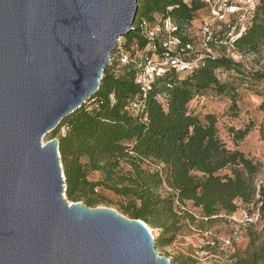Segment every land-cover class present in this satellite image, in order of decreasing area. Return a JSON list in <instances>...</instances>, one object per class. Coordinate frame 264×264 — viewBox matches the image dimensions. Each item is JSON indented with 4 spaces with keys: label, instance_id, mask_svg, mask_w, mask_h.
Here are the masks:
<instances>
[{
    "label": "trees",
    "instance_id": "1",
    "mask_svg": "<svg viewBox=\"0 0 264 264\" xmlns=\"http://www.w3.org/2000/svg\"><path fill=\"white\" fill-rule=\"evenodd\" d=\"M207 10L201 0H139L132 30L123 37L129 62L120 64L115 52L111 53L113 60L104 69L96 93L51 131L58 141L66 199L82 201L88 208L100 203L114 206L120 215L159 231L155 243L160 247L169 245L185 224L196 225L193 215L179 211L186 203L199 209L208 223L222 213L225 217L236 213L238 202L247 207L259 201L256 195L264 197V189L257 190L255 183L260 165L243 152L226 147L213 114L202 116L190 109L194 99L212 92L228 97L231 111L236 110L235 88L221 82L218 71L258 84L264 82V73L248 76L240 63L220 52L217 57L205 55L200 66L185 73L169 68L155 79L144 98L134 82L137 65L151 57L141 35V20L169 18L177 34L187 29L195 34L200 15ZM263 45L264 0H256L235 50L241 56L256 55ZM137 96L139 108L130 113L126 107ZM260 98L259 122L231 130L234 142H241L254 125L264 141V94ZM94 173L97 179L90 180ZM260 212L261 223L264 206ZM206 233L212 235L204 231L201 236ZM204 248L218 250L208 245ZM238 256L234 253L229 260L233 264H264V243L248 259Z\"/></svg>",
    "mask_w": 264,
    "mask_h": 264
},
{
    "label": "water",
    "instance_id": "2",
    "mask_svg": "<svg viewBox=\"0 0 264 264\" xmlns=\"http://www.w3.org/2000/svg\"><path fill=\"white\" fill-rule=\"evenodd\" d=\"M139 0H0V264H171L146 224L65 198L42 138L98 90Z\"/></svg>",
    "mask_w": 264,
    "mask_h": 264
},
{
    "label": "built area",
    "instance_id": "3",
    "mask_svg": "<svg viewBox=\"0 0 264 264\" xmlns=\"http://www.w3.org/2000/svg\"><path fill=\"white\" fill-rule=\"evenodd\" d=\"M207 4V13L195 34L187 29L177 34L175 23L169 18H158L154 22L141 20V35L147 41L146 49L151 51V57L144 58L137 65L134 82L138 86L139 96L145 97L152 90L156 78L163 75L169 68L176 73H185L197 68L205 55L217 57L221 55L240 63L241 55L235 50V43L245 31V25L253 11L256 0H201ZM124 40H116L114 57L120 64L129 62L123 51ZM113 58L109 56V65ZM137 96L126 110L135 113L139 108ZM158 96L157 99H162ZM257 190L259 189L258 186ZM256 204L248 205L236 217L234 214L227 217L230 223V232L225 237H210L204 234L206 243L212 248H218L222 253H233L235 247L244 238L246 230L254 228L261 221L260 207L264 206V197ZM149 234H151L148 229ZM152 235V234H151ZM211 236V235H210ZM227 264H233L230 260Z\"/></svg>",
    "mask_w": 264,
    "mask_h": 264
},
{
    "label": "rangeland",
    "instance_id": "4",
    "mask_svg": "<svg viewBox=\"0 0 264 264\" xmlns=\"http://www.w3.org/2000/svg\"><path fill=\"white\" fill-rule=\"evenodd\" d=\"M204 15H200V17ZM240 64L243 70L250 76L251 73H264V45L256 55L241 56ZM218 79L221 82H227L235 88L238 101L236 110L231 111V101L226 96H217L212 92H207L204 96L194 99L190 103V109L195 113L204 115L206 113L213 114L216 117L217 131L220 139L225 143L228 149H237L245 154V156L253 162L260 165V171L256 176V186L259 189H264V141L260 139L257 125H254L245 138L241 142H234L231 130L244 129L251 123H258L261 116L257 110L261 96L264 94V82L258 84L253 83L250 79L244 81L234 74H227L222 71L217 72ZM62 133V132H61ZM53 138L52 132L47 133L42 138V145L51 141ZM98 174H91L89 179L96 180ZM65 195V193H64ZM108 199L116 201V198L106 193ZM66 198V197H65ZM67 200V199H66ZM68 201V200H67ZM69 203H75L68 201ZM76 203H82L78 201ZM237 211L234 214L236 217L241 213L246 206L240 202L237 203ZM107 208L117 212V209L112 205L105 203L98 204L95 208ZM179 211L193 215L196 219V225L192 226L185 224L181 233L167 246L160 247L156 243L155 250L160 257H166L171 261V264H227L230 256L234 253L239 254V258L248 259L264 243V222L256 225L251 232L245 235L241 242L235 247L233 253H222L218 250H208L204 248L206 243L201 232L211 231V236L225 237L230 232V223L227 222V217L222 213L217 218H213L211 222L206 223L199 209H195L191 204L186 203L185 206L179 208ZM203 223H206L203 225ZM200 226H203L202 228ZM149 227V226H147ZM154 230V235L157 237L159 231ZM218 249V248H216ZM261 264V263H258Z\"/></svg>",
    "mask_w": 264,
    "mask_h": 264
},
{
    "label": "bare ground",
    "instance_id": "5",
    "mask_svg": "<svg viewBox=\"0 0 264 264\" xmlns=\"http://www.w3.org/2000/svg\"><path fill=\"white\" fill-rule=\"evenodd\" d=\"M148 229L150 230V232H151V234L153 235V237H155V235H154V230H153L152 228H150V227H148Z\"/></svg>",
    "mask_w": 264,
    "mask_h": 264
}]
</instances>
